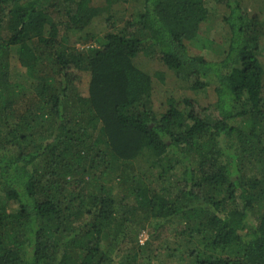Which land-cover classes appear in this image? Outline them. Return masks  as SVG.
Here are the masks:
<instances>
[{
  "label": "trees",
  "instance_id": "16d2710c",
  "mask_svg": "<svg viewBox=\"0 0 264 264\" xmlns=\"http://www.w3.org/2000/svg\"><path fill=\"white\" fill-rule=\"evenodd\" d=\"M261 52L264 0H0V264H264Z\"/></svg>",
  "mask_w": 264,
  "mask_h": 264
},
{
  "label": "rangeland",
  "instance_id": "374dc122",
  "mask_svg": "<svg viewBox=\"0 0 264 264\" xmlns=\"http://www.w3.org/2000/svg\"><path fill=\"white\" fill-rule=\"evenodd\" d=\"M253 1V0H252ZM96 2H100L103 4V0H96ZM119 7L118 6H114L112 9L114 8H117ZM118 9H116L117 11ZM120 12H122L120 10ZM103 16H99L97 19L94 20V22L86 29V31H89V33H92V32H99L101 31L102 27H103ZM203 30L201 31V34L200 36L198 37L197 41L195 42H192L190 45H189V50H190V53L192 54H201V55H204L206 58L208 59H212V58H215V53H214V49H217L219 48V44L217 43V41H219V39H217V36H218V33L220 31H222V26L219 22H217L216 24V29L213 30L211 33H210V37L213 39L211 43H207V39H206V25H203ZM205 31V32H203ZM84 35V33H79V34H75L73 36V39L76 40L79 36H82ZM210 39V38H209ZM90 43L88 44H85V45H82L80 43H77V46L78 47H87L89 46ZM261 55H262V63L264 64V52H261ZM158 70H161V71H157V72H162V74L164 73L163 70L165 71V69L162 68V66L160 67H157ZM167 72V74L169 76H174L173 74H169L168 71H165ZM166 74V75H167ZM167 75V76H168ZM157 81V90L159 91L157 94H155L153 96V100H154V103L155 105H159L161 103V101L164 99L165 97V90H167V88L162 85L161 83H158L160 81V79L156 80ZM89 82H90V75L89 73H85L82 81L78 84L77 86V90L78 92H80L81 94H87L88 93V89H89ZM178 92H182L181 90H178ZM114 187V186H113ZM11 207H15V205L11 206ZM157 225L156 224H152L150 223L149 225H147L143 230L142 232L140 233L139 235V238H140V244L142 245L144 242L146 243V241H150L151 243V247L153 246L152 249L154 250H157V251H160L159 248L164 246L163 248H165L166 246H168L167 248L173 246V244L170 245V243L173 241L172 238H173V233H174V230L176 228L175 225L173 224H166L164 226H161V232L158 234L155 232L156 230V227ZM156 238H154V237ZM150 249V248H148ZM147 259V254H144V256H142L141 258L143 259ZM167 263L170 262V261H166Z\"/></svg>",
  "mask_w": 264,
  "mask_h": 264
}]
</instances>
